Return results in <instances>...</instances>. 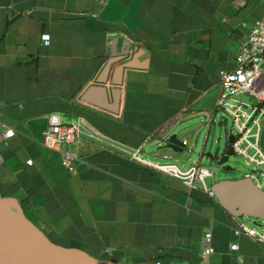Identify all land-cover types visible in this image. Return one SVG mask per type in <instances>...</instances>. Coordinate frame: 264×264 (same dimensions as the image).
I'll return each mask as SVG.
<instances>
[{"label":"crops","instance_id":"crops-1","mask_svg":"<svg viewBox=\"0 0 264 264\" xmlns=\"http://www.w3.org/2000/svg\"><path fill=\"white\" fill-rule=\"evenodd\" d=\"M263 11L264 0H0V196L55 244L115 264H264V242L234 231L244 217L154 167L211 150L220 72ZM50 115L81 120L73 171L42 142ZM205 159L189 166L212 169Z\"/></svg>","mask_w":264,"mask_h":264},{"label":"built area","instance_id":"built-area-1","mask_svg":"<svg viewBox=\"0 0 264 264\" xmlns=\"http://www.w3.org/2000/svg\"><path fill=\"white\" fill-rule=\"evenodd\" d=\"M45 34L42 35V37ZM215 109L228 114L232 119V141L228 144L234 153L242 155L247 164H252L254 170L244 173L261 186L262 168L264 172V151L260 144L261 123L264 117V11L257 20L246 39L238 48L235 55V66L220 72V89L215 101ZM223 117L220 115V120ZM12 128H5L3 136H11ZM82 136L81 120L65 123L57 115H50L48 126L42 133V142L45 146L55 148L59 152L60 163L69 171L76 167V156L71 146L77 143ZM131 158L144 162L136 151ZM28 163L31 159L27 160ZM156 169L182 179L190 186H198L210 191L208 179L213 170L206 165H191L186 169L180 168L174 162H165L154 166ZM235 233L243 234L254 242H264V229L240 221L234 229ZM232 250L238 249L237 243H231ZM213 251L211 233L204 235L201 253L209 255ZM159 262H157L158 264Z\"/></svg>","mask_w":264,"mask_h":264},{"label":"water","instance_id":"water-1","mask_svg":"<svg viewBox=\"0 0 264 264\" xmlns=\"http://www.w3.org/2000/svg\"><path fill=\"white\" fill-rule=\"evenodd\" d=\"M138 54H135L136 57ZM119 57H110L103 67L98 81H105L111 63ZM130 61H125L116 67L117 75L123 67L130 66ZM113 83L118 81L113 80ZM223 117L217 122L223 135L222 151L219 147L204 153H197L199 157L207 155L215 165L223 169H231L226 164L229 155L234 154L228 144L233 139V134L224 122ZM168 146L182 151L186 142L179 139L176 133L168 136ZM193 152L192 149L188 154ZM257 172H264L258 168ZM210 190L219 204L233 216H248L255 220L252 222L260 225L257 218H264V189L258 186L251 177L239 176L234 178H221L214 181ZM0 264H115L111 261L94 258L79 248L64 247L55 244L24 214L19 202L13 197L0 196Z\"/></svg>","mask_w":264,"mask_h":264},{"label":"rangeland","instance_id":"rangeland-1","mask_svg":"<svg viewBox=\"0 0 264 264\" xmlns=\"http://www.w3.org/2000/svg\"><path fill=\"white\" fill-rule=\"evenodd\" d=\"M218 114L222 117H226V121L224 122V125L228 127L229 130L232 129V119L228 114L222 113L221 111H218ZM218 120L213 123L212 128L209 132V136L207 139V147L211 150H214L216 147H219V151H222V145H223V135L221 133V127L217 126ZM201 147V144H194L193 145V152H190L187 154L185 159H183V169H186L191 163L196 162L197 160V153L199 152ZM205 163H208L212 169L215 171V177L216 178H234L243 176L246 172H251L254 170V167L252 164H247L245 161V158L242 155H239L237 153L229 155V158L226 162L227 165L231 167V169H223L221 167H218L215 165V163H211L209 159L204 160ZM203 165V164H202ZM210 168V167H209ZM211 169V168H210ZM264 189V181L261 186ZM244 217L247 224L255 226L259 230L264 229V218H257L256 220L260 225H256L252 223L255 219L248 216H242Z\"/></svg>","mask_w":264,"mask_h":264},{"label":"clouds","instance_id":"clouds-1","mask_svg":"<svg viewBox=\"0 0 264 264\" xmlns=\"http://www.w3.org/2000/svg\"><path fill=\"white\" fill-rule=\"evenodd\" d=\"M45 45H47L49 42H50V39L51 37L48 35V34H45L43 37H42Z\"/></svg>","mask_w":264,"mask_h":264},{"label":"snow or ice","instance_id":"snow-or-ice-1","mask_svg":"<svg viewBox=\"0 0 264 264\" xmlns=\"http://www.w3.org/2000/svg\"><path fill=\"white\" fill-rule=\"evenodd\" d=\"M9 135H12V133H9Z\"/></svg>","mask_w":264,"mask_h":264}]
</instances>
